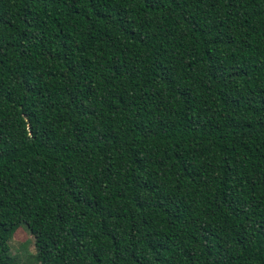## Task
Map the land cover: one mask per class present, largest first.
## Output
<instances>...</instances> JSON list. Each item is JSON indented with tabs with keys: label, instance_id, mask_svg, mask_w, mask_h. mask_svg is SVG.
<instances>
[{
	"label": "trees",
	"instance_id": "trees-1",
	"mask_svg": "<svg viewBox=\"0 0 264 264\" xmlns=\"http://www.w3.org/2000/svg\"><path fill=\"white\" fill-rule=\"evenodd\" d=\"M264 264V0H0V264Z\"/></svg>",
	"mask_w": 264,
	"mask_h": 264
},
{
	"label": "rangeland",
	"instance_id": "rangeland-1",
	"mask_svg": "<svg viewBox=\"0 0 264 264\" xmlns=\"http://www.w3.org/2000/svg\"><path fill=\"white\" fill-rule=\"evenodd\" d=\"M9 252L19 262L24 264H33L31 256L35 250L33 246V237L24 226L18 227L11 235L8 241Z\"/></svg>",
	"mask_w": 264,
	"mask_h": 264
}]
</instances>
